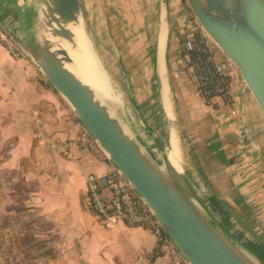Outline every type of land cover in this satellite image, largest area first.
I'll return each instance as SVG.
<instances>
[{
	"label": "crops",
	"instance_id": "obj_1",
	"mask_svg": "<svg viewBox=\"0 0 264 264\" xmlns=\"http://www.w3.org/2000/svg\"><path fill=\"white\" fill-rule=\"evenodd\" d=\"M19 1L0 0V24L7 15L17 16L14 35L28 49L35 40L37 9L35 5L20 8ZM145 3L149 0H133L136 12L131 11L130 4L128 13L152 16L151 12L146 14ZM182 6L183 0H167L164 10L160 0H151L150 7L158 15L153 67H150L158 105L166 113L167 86L171 113L174 82L188 83V91L173 90L184 103L180 114H187L183 118L189 140L182 158V174L224 233L244 252L257 257L248 243L264 241L260 236L264 230L248 221L252 218L264 228V113L231 62L227 68L231 80L227 100L215 98L207 103L191 83L171 73L178 38L189 32L187 21L181 16ZM165 14L167 20L163 18ZM161 30L162 56L157 44ZM212 49L217 58L226 59L217 46L212 45ZM157 73L161 80L166 79L165 86L157 84ZM188 97L200 108L189 107ZM81 126L70 104L38 67L28 58L13 57L0 43V171L7 173L0 187H13L17 180L30 187L25 193L21 217L13 218L18 228L14 223H1L3 215L0 216V264H7L4 248L10 246L14 254L28 258L27 264H142L141 259L147 261L156 249L161 253L162 247L149 229L125 225L106 229L88 209L87 173L103 176L112 165L76 146L68 154L58 150L55 143L76 136ZM147 145L145 150L153 159L151 151L159 147L155 143ZM6 178L10 183L5 182ZM9 206L10 201H4V213L11 212ZM24 225L29 226L25 231ZM249 232L250 238L246 234ZM26 238L32 246L21 244ZM3 241L12 245L5 247ZM36 241L40 242V250L34 245ZM158 255L149 264H158Z\"/></svg>",
	"mask_w": 264,
	"mask_h": 264
},
{
	"label": "water",
	"instance_id": "obj_2",
	"mask_svg": "<svg viewBox=\"0 0 264 264\" xmlns=\"http://www.w3.org/2000/svg\"><path fill=\"white\" fill-rule=\"evenodd\" d=\"M202 29L238 69L264 113V0H190ZM166 9L167 0H160ZM46 24L54 38L75 47L70 22L83 19L81 0H48ZM167 20V15L163 16ZM84 22V21H83ZM26 49L31 61L67 100L82 126L96 138L110 163L135 188L164 232L190 264H263L220 228L167 156L163 171L126 134L109 109L68 66L72 58L59 39L38 36ZM38 42V43H37ZM160 68V64H159ZM158 70V69H157ZM158 72V71H157ZM162 85L161 75L156 74ZM136 113L141 119L138 108ZM106 183V176L101 177Z\"/></svg>",
	"mask_w": 264,
	"mask_h": 264
},
{
	"label": "rangeland",
	"instance_id": "obj_3",
	"mask_svg": "<svg viewBox=\"0 0 264 264\" xmlns=\"http://www.w3.org/2000/svg\"><path fill=\"white\" fill-rule=\"evenodd\" d=\"M47 1L48 0L29 1V5H35L37 9V25L34 31L36 40L39 38V32L42 30L41 27L46 14ZM132 2L133 0H81L83 19L81 17H79V19L85 27L86 34L88 35L94 52L96 60V65L94 66L99 67V70L101 69V72L106 77L108 84L112 89L106 88L104 90L106 93L113 94V97L118 98V100L112 101V107L114 108L113 115L118 117L123 124H128L132 132L138 137L139 141L142 142L141 139H143L144 146L147 145V142L152 145H154V143L157 144L159 149L154 152L150 151L153 156V161L163 171L166 169L160 149L169 146V132L171 129H174L178 136L179 154L181 153L179 169L182 174V158L185 153L186 142L189 140L186 134V118H183L187 116V114H184L183 112L180 114V107L181 105H184V103L181 104V97H176L173 90L175 92L176 89L179 88L187 90L188 83L181 82L178 85L177 81L176 83L174 82L175 89L172 90L174 101L172 106L173 111L172 116H168L163 108L158 105L156 83L151 70L152 68L150 69V67H153L151 61L153 59L158 27L157 10L156 12L153 11L154 8L152 9L150 7L151 0H149V3H145L144 6L146 7L145 9H147L146 14H150L151 12L153 13L152 16H143L142 12H139L138 14L133 13V16H131L128 12H136L137 9L136 4H131ZM120 4L122 5V8H120ZM128 5H130L131 11L130 8L128 9ZM19 7L22 8L21 4H19ZM181 16H184L187 21L186 28H188V31L191 29H200L202 27L195 15L190 0H183ZM132 17L133 19H131ZM13 18H11V16L8 17V15L5 16L4 23L0 25L16 39L13 26H15L14 22H16L15 19H18V17L14 15ZM151 20L153 21L150 23ZM144 21L147 22L145 23ZM209 41L211 45L217 46L213 39L210 38ZM80 46H82L81 43ZM79 48L80 52L85 53L83 47ZM28 59H30L29 56ZM85 62L89 67L93 66V64L90 63L91 61L88 58V55H85ZM170 70L172 73L171 67ZM168 71L169 69L166 67V79L169 78ZM175 77L184 79L176 75ZM145 94H147L146 97H144ZM178 99L179 102L177 101ZM188 102L189 104L187 103V105L189 107L193 106L194 108H200V105H197L192 97H188ZM106 105L108 107L110 103L109 105L108 103ZM135 108L139 109L141 119L136 113ZM182 137L187 139H182ZM147 147L149 146L147 145ZM99 157L109 161L105 153ZM6 174L5 171H0V186L2 184V178ZM5 182L10 183L7 182V178L5 179ZM11 186L13 187H0V216L3 215V217H1V223H14L18 228L14 219L15 217H21V210L24 208L23 200L25 198V193L30 187H28L22 180H17L15 183H12ZM196 195L198 194L196 193ZM4 201H10V213H4ZM6 203L7 202H5V205ZM88 209L93 213L89 206ZM239 212L241 215H244L240 209ZM93 222H95V217L93 218ZM248 222L249 224H252V226L258 225L259 229L264 230V228L252 218ZM28 228L29 226L24 225L22 230H27ZM249 231L251 232L252 230L249 229ZM250 232L246 233L249 238L252 236ZM260 236L264 238V232H260ZM20 242L21 244H31L32 246V243L27 238ZM39 243V241L34 243L38 250H40ZM7 244L12 245L11 242L7 243L6 241L5 247ZM22 248L27 252L25 246ZM4 249L6 250L4 260L7 264H27L29 262L27 257L22 258L14 254L11 246L8 249ZM162 254L163 251L161 249V253L158 256H161ZM24 259H26V261ZM154 259L155 258L150 255L148 256L147 261L145 259H141V261L142 264H149L153 263ZM254 264H258L257 261H254Z\"/></svg>",
	"mask_w": 264,
	"mask_h": 264
},
{
	"label": "built area",
	"instance_id": "obj_4",
	"mask_svg": "<svg viewBox=\"0 0 264 264\" xmlns=\"http://www.w3.org/2000/svg\"><path fill=\"white\" fill-rule=\"evenodd\" d=\"M209 39L202 27L181 34L172 67V73L191 83L197 94L207 103L215 98L229 99L231 89L227 70L231 61L228 58H217ZM0 43L13 57L28 58L20 43L1 25ZM55 145L59 151L66 154L72 146L86 149L98 157L104 154L96 138L84 126H81L76 136L58 141ZM105 176L106 183H102V175L94 172L86 175L87 204L100 225L106 229L119 225L149 229L161 242L163 254L158 264H190L123 175L112 165Z\"/></svg>",
	"mask_w": 264,
	"mask_h": 264
},
{
	"label": "bare ground",
	"instance_id": "obj_5",
	"mask_svg": "<svg viewBox=\"0 0 264 264\" xmlns=\"http://www.w3.org/2000/svg\"><path fill=\"white\" fill-rule=\"evenodd\" d=\"M30 0H20L19 4H21V7L23 9H26L29 5ZM44 16V15H43ZM47 17L45 15L44 22L41 27V31L39 32V35H42L43 37H51L52 39H59L60 45L62 47H65L68 50L69 55L72 58V62L67 63L66 65L68 68H70L82 81L87 83L95 92L96 96L103 102V103H110V107L108 106L110 114L116 119L118 124L121 126V128L126 132V134L137 144V146L144 152L147 153L145 150L144 144L139 141L138 137L135 135V133L132 132L128 124H123L121 120L118 117H115L113 115L114 108L113 102L115 100H118V98L113 97V94H108L104 89L111 87L108 84V81L104 74L101 72V69L99 70L96 65V60L94 57V52L90 44V40L88 38V35L86 34L85 27L80 22V19H78V22H70L68 23V27L72 30L74 34V41L76 42L75 47L72 46L71 42L67 41L66 39H60V38H54L50 36V33L48 30V25L46 24ZM166 24V23H165ZM164 25V24H163ZM163 27V26H162ZM166 33V32H165ZM158 48L160 49V54L162 56L163 52V44H164V32L161 30V32L158 34ZM80 43L82 46H80ZM79 47H83L84 52L79 51ZM88 55V58L90 59V63L93 64V66H88L85 62V55ZM165 80L164 77L162 78V84L165 86ZM112 90V89H111ZM166 91V92H165ZM113 93V92H112ZM165 93V101H164V107L166 110V113L168 116H172V111L170 113V104L168 99V93H167V86L164 88ZM167 93V94H166ZM164 96V95H163ZM162 96V97H163ZM164 100V98H163ZM171 133V140L169 141V146L167 147L166 153L172 164L179 169V143H178V136L174 129L170 130Z\"/></svg>",
	"mask_w": 264,
	"mask_h": 264
},
{
	"label": "trees",
	"instance_id": "obj_6",
	"mask_svg": "<svg viewBox=\"0 0 264 264\" xmlns=\"http://www.w3.org/2000/svg\"><path fill=\"white\" fill-rule=\"evenodd\" d=\"M160 240H158V245L160 246ZM248 247L255 253V255L259 258V260L264 264V241H251L248 243ZM155 250L152 257L160 254V251Z\"/></svg>",
	"mask_w": 264,
	"mask_h": 264
}]
</instances>
